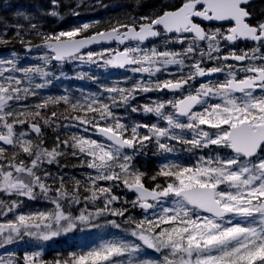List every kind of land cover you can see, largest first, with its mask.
Masks as SVG:
<instances>
[{
    "label": "snow or ice",
    "instance_id": "6c2138e0",
    "mask_svg": "<svg viewBox=\"0 0 264 264\" xmlns=\"http://www.w3.org/2000/svg\"><path fill=\"white\" fill-rule=\"evenodd\" d=\"M255 5L160 0L58 30L40 17L63 21L62 0L0 17V264H264ZM61 79L97 90L49 92Z\"/></svg>",
    "mask_w": 264,
    "mask_h": 264
},
{
    "label": "trees",
    "instance_id": "16d2710c",
    "mask_svg": "<svg viewBox=\"0 0 264 264\" xmlns=\"http://www.w3.org/2000/svg\"><path fill=\"white\" fill-rule=\"evenodd\" d=\"M78 0H62L61 13L65 17L63 21H58L57 18H52L48 16H42L40 19L44 22L46 28L51 29H63L66 28L77 21H90L95 19H100L103 22V19L109 16L123 15L125 12L129 14H136L137 12L144 13L148 12L150 7L154 11L156 5L160 3V0H139V5L137 0H99V3L107 5L108 7H98V0H83V3L80 5L79 11L83 13L80 16L74 17L70 15V9L77 7ZM5 4H8L5 6ZM49 7V0H0V17H3L9 23L15 22L13 17V12L17 9H26L29 12H34L39 16L37 9H47ZM0 30H3V21H0ZM9 49L0 48V56H6L9 54ZM64 71L68 73L69 76L74 75L73 67L71 65H66ZM88 71V69H85ZM94 74H99L101 80L97 83H107L105 79H102L103 76L111 81L113 79L122 78L124 73L121 70H110L105 73L102 70H92ZM97 83L90 81H81L76 79H61L60 81L55 82V85L48 91L53 94H58L62 92L64 88L68 89H79L83 88L89 91L97 90ZM49 137V142L54 137L55 132L49 130L47 133ZM76 163L74 160L69 159L68 165L71 168L72 164ZM155 164L154 160H149L145 163L146 167H153ZM67 170V169H66ZM37 207L41 206L39 204L35 205ZM67 243H72L68 241ZM57 247H67V244L64 243L63 238H60ZM55 253H49V255H54Z\"/></svg>",
    "mask_w": 264,
    "mask_h": 264
},
{
    "label": "flooded vegetation",
    "instance_id": "af4514ba",
    "mask_svg": "<svg viewBox=\"0 0 264 264\" xmlns=\"http://www.w3.org/2000/svg\"><path fill=\"white\" fill-rule=\"evenodd\" d=\"M256 8L257 9H259L260 7H262V6H264V4H261V0H256ZM152 7H150V9L148 10V12H150V11H154L153 9H151ZM241 47H243V45H241ZM102 79H105L106 81H107V83L108 82H110L107 78H106V76H103L102 77Z\"/></svg>",
    "mask_w": 264,
    "mask_h": 264
}]
</instances>
